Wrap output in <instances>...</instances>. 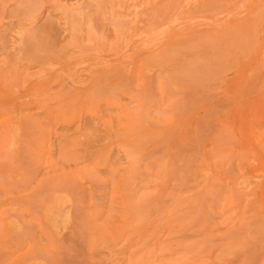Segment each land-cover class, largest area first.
I'll return each mask as SVG.
<instances>
[{"label": "rangeland", "instance_id": "obj_1", "mask_svg": "<svg viewBox=\"0 0 264 264\" xmlns=\"http://www.w3.org/2000/svg\"><path fill=\"white\" fill-rule=\"evenodd\" d=\"M0 264H264V0H0Z\"/></svg>", "mask_w": 264, "mask_h": 264}]
</instances>
